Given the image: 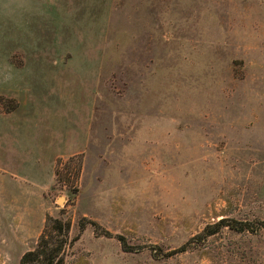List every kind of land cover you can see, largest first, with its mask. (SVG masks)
Segmentation results:
<instances>
[{
    "label": "rangeland",
    "instance_id": "374dc122",
    "mask_svg": "<svg viewBox=\"0 0 264 264\" xmlns=\"http://www.w3.org/2000/svg\"><path fill=\"white\" fill-rule=\"evenodd\" d=\"M21 4L0 0V264L49 218L65 264H264V0H115L92 27Z\"/></svg>",
    "mask_w": 264,
    "mask_h": 264
},
{
    "label": "crops",
    "instance_id": "0c3cea01",
    "mask_svg": "<svg viewBox=\"0 0 264 264\" xmlns=\"http://www.w3.org/2000/svg\"><path fill=\"white\" fill-rule=\"evenodd\" d=\"M114 2L115 0H22L21 7H13L11 10L30 13L29 18L33 22H39L44 19L41 13L51 12L53 15L49 18L52 22H59L64 20L63 18L65 17V21L69 22L66 26L92 27L96 26V24L94 23V16L90 12L95 10V5L100 4L101 8L98 10L108 12ZM75 13L83 14L76 15ZM86 21L89 23H80Z\"/></svg>",
    "mask_w": 264,
    "mask_h": 264
},
{
    "label": "trees",
    "instance_id": "16d2710c",
    "mask_svg": "<svg viewBox=\"0 0 264 264\" xmlns=\"http://www.w3.org/2000/svg\"><path fill=\"white\" fill-rule=\"evenodd\" d=\"M55 178L56 181L61 180L58 170H55ZM228 226L237 232L244 231L245 228L238 227L237 224ZM69 230V223L49 218L36 245L21 256L19 264H65ZM211 234L214 233L207 236Z\"/></svg>",
    "mask_w": 264,
    "mask_h": 264
},
{
    "label": "water",
    "instance_id": "95a60500",
    "mask_svg": "<svg viewBox=\"0 0 264 264\" xmlns=\"http://www.w3.org/2000/svg\"><path fill=\"white\" fill-rule=\"evenodd\" d=\"M62 202V199H60V203Z\"/></svg>",
    "mask_w": 264,
    "mask_h": 264
}]
</instances>
